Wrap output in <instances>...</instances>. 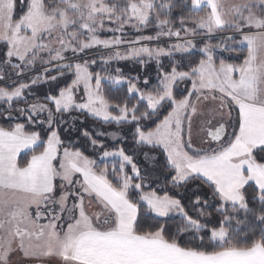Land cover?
Segmentation results:
<instances>
[{
    "label": "snow or ice",
    "instance_id": "obj_1",
    "mask_svg": "<svg viewBox=\"0 0 264 264\" xmlns=\"http://www.w3.org/2000/svg\"><path fill=\"white\" fill-rule=\"evenodd\" d=\"M24 7L0 0V264H264V0Z\"/></svg>",
    "mask_w": 264,
    "mask_h": 264
},
{
    "label": "trees",
    "instance_id": "obj_2",
    "mask_svg": "<svg viewBox=\"0 0 264 264\" xmlns=\"http://www.w3.org/2000/svg\"><path fill=\"white\" fill-rule=\"evenodd\" d=\"M25 7H24V0H16V8H15V13L14 15L18 18L20 15L23 14V12L25 11ZM186 15H197L196 12H187L185 11ZM199 14H203V13H199ZM153 30L148 31L147 33L145 32L144 34H152ZM136 35L135 34H131L129 37L130 38H134ZM3 45H0V49H2ZM101 54V53H99ZM97 54V55H99ZM165 63H167V61H165ZM115 67H121L124 70L125 75H136L137 73H139L141 76L144 75V71L141 70V66L139 64H115L112 63L111 66L108 68V71L111 72L112 69H114ZM154 68H155V64L152 63L150 64V66L147 68V72L152 74V79H153V83H155V73H154ZM93 71H99L100 70V66L96 65L93 66L92 68ZM127 85H122V86H114V85H109L108 83H105L104 85V91L106 93V95L111 99L112 102H117L119 100H121L124 97V93L126 90ZM181 88L184 87V85L180 86ZM45 89L41 88L39 89L40 92H43ZM74 115H79L78 113H74ZM81 120H86V126L89 127H94V128H98L100 130H107V131H113L116 129V125H105V124H101L98 123L96 120H94L91 117H85L83 115L80 116ZM109 143H112V141H108ZM81 143H84L83 141ZM131 145V141L128 142V145H125V147L130 148ZM27 157L21 156V160L26 159ZM135 159L137 161H139L141 167L146 166V161L144 160V157L137 154L135 156Z\"/></svg>",
    "mask_w": 264,
    "mask_h": 264
},
{
    "label": "rangeland",
    "instance_id": "obj_3",
    "mask_svg": "<svg viewBox=\"0 0 264 264\" xmlns=\"http://www.w3.org/2000/svg\"><path fill=\"white\" fill-rule=\"evenodd\" d=\"M232 2V0H224V3H225V7H227L228 6V4H230ZM150 30H152L151 28H149L147 31H146V33L148 32V31H150ZM128 32H129V36L131 35V34H135V35H137V33H135V32H133L132 30H127ZM104 35H111L110 33H103L102 34V36H104ZM127 37L128 39H132V38H130V37ZM175 38H173V40H174ZM161 43H163V41H161ZM150 46H152V47H155L156 46V42L154 41V42H151V44H150ZM103 50H101V52H102ZM97 54H99V53H97ZM260 55H264V53H261ZM115 63V62H114ZM127 63H129V64H134L135 62L134 61H132V60H127V61H120L118 64H127ZM115 64H117V63H115ZM105 83H107V82H105ZM122 85H127L126 83L125 84H122ZM122 85H114V86H122ZM79 98V97H78ZM209 103V106H211V102H208ZM193 138H194V140L196 139V123H195V118H194V125H193ZM12 264H27V261L26 260H24L20 255H17V256H14L13 257V260H12ZM50 264H58V261L55 259V258H53L51 261H50Z\"/></svg>",
    "mask_w": 264,
    "mask_h": 264
}]
</instances>
